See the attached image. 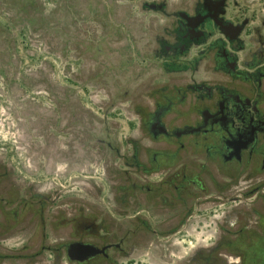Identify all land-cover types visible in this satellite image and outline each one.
Returning a JSON list of instances; mask_svg holds the SVG:
<instances>
[{
	"label": "rangeland",
	"instance_id": "374dc122",
	"mask_svg": "<svg viewBox=\"0 0 264 264\" xmlns=\"http://www.w3.org/2000/svg\"><path fill=\"white\" fill-rule=\"evenodd\" d=\"M259 56L264 0H0V264H264L258 184L179 137Z\"/></svg>",
	"mask_w": 264,
	"mask_h": 264
},
{
	"label": "flooded vegetation",
	"instance_id": "af4514ba",
	"mask_svg": "<svg viewBox=\"0 0 264 264\" xmlns=\"http://www.w3.org/2000/svg\"><path fill=\"white\" fill-rule=\"evenodd\" d=\"M244 77L242 95L222 92L214 110L208 108L196 115L193 124L179 134L186 142L183 147L198 142L194 144L196 160L182 165V177L198 180L214 176L232 182L244 177L258 184L264 203V57H249ZM203 150L207 159L201 157ZM221 166L228 176L220 174Z\"/></svg>",
	"mask_w": 264,
	"mask_h": 264
},
{
	"label": "water",
	"instance_id": "95a60500",
	"mask_svg": "<svg viewBox=\"0 0 264 264\" xmlns=\"http://www.w3.org/2000/svg\"><path fill=\"white\" fill-rule=\"evenodd\" d=\"M79 249H82L83 253L89 252V249L87 247H81V246L78 247V245H75L73 246V249L70 251V253L71 254H73V252L76 253L79 251Z\"/></svg>",
	"mask_w": 264,
	"mask_h": 264
}]
</instances>
